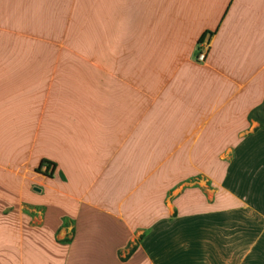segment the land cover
<instances>
[{
    "label": "crops",
    "instance_id": "0c3cea01",
    "mask_svg": "<svg viewBox=\"0 0 264 264\" xmlns=\"http://www.w3.org/2000/svg\"><path fill=\"white\" fill-rule=\"evenodd\" d=\"M263 102L264 0H0V264H264Z\"/></svg>",
    "mask_w": 264,
    "mask_h": 264
},
{
    "label": "trees",
    "instance_id": "16d2710c",
    "mask_svg": "<svg viewBox=\"0 0 264 264\" xmlns=\"http://www.w3.org/2000/svg\"><path fill=\"white\" fill-rule=\"evenodd\" d=\"M250 115L264 127V102L253 107L250 111Z\"/></svg>",
    "mask_w": 264,
    "mask_h": 264
},
{
    "label": "built area",
    "instance_id": "2783aa9c",
    "mask_svg": "<svg viewBox=\"0 0 264 264\" xmlns=\"http://www.w3.org/2000/svg\"><path fill=\"white\" fill-rule=\"evenodd\" d=\"M204 54H205L204 53V48L199 49L198 52H197V59L202 60L204 58Z\"/></svg>",
    "mask_w": 264,
    "mask_h": 264
}]
</instances>
